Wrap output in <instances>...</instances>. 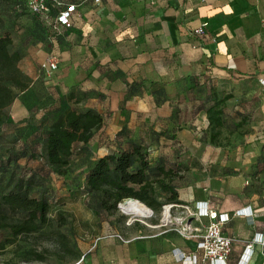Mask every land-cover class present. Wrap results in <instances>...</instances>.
Masks as SVG:
<instances>
[{
	"label": "crops",
	"instance_id": "0c3cea01",
	"mask_svg": "<svg viewBox=\"0 0 264 264\" xmlns=\"http://www.w3.org/2000/svg\"><path fill=\"white\" fill-rule=\"evenodd\" d=\"M69 3L77 6L72 27L62 31L54 45L50 41V46L38 43L32 56L39 64L53 52L59 59L58 70L49 79L34 65L22 70L32 79L23 92L27 100L20 101L27 112L45 98L71 93L89 97L91 93L95 97L90 100L91 107L101 115L110 113L104 123L108 133L127 137L129 131L147 122L150 112L166 127L174 126L173 113L188 112L186 127L195 126L196 90L220 86L224 95H232L226 105H238L243 96L256 97V116L264 121V87L259 83L264 78V0ZM204 23L205 35H195ZM185 137V132L179 136L183 147L195 140L194 136ZM202 191L185 196L194 201L191 210L205 202L219 215H228L223 232L235 239L228 264H238L246 244L261 226L258 222L254 229L235 214L254 205L232 200L219 204L206 187ZM204 222L209 220L204 218ZM197 244V239L188 241L170 230L124 241L98 238L91 264H181L175 250L192 255L198 253ZM261 263L264 258L258 252L250 264Z\"/></svg>",
	"mask_w": 264,
	"mask_h": 264
},
{
	"label": "rangeland",
	"instance_id": "374dc122",
	"mask_svg": "<svg viewBox=\"0 0 264 264\" xmlns=\"http://www.w3.org/2000/svg\"><path fill=\"white\" fill-rule=\"evenodd\" d=\"M21 1L0 0V17L4 21V30L12 36V51H19L23 56L20 69L28 70L34 65L40 71L43 60L38 64L37 58L33 60L32 56L38 50V43L44 46H50V43L39 30L35 17L26 10L15 11L17 2L20 4ZM53 20V16L42 19L48 34ZM220 88L206 90L198 87L196 90L199 103L195 126L186 127L189 114L182 111L173 113L176 120L172 127L157 121L150 112L147 122L140 123L133 130L135 133L129 131L127 137L110 135L104 124L88 144L75 145L68 164L61 167L49 166L41 156L45 133L58 111L67 107L78 111L91 109L90 100L95 98L94 95L72 97L67 94L56 99L45 98L33 104L32 111L27 112L20 104L27 97L17 91L16 101L0 117V196L19 179L31 177L34 185L30 195L37 198L45 195L49 199V222L38 232L23 235L16 243L7 246L0 254V264H91L98 238L117 237L124 241L159 235L164 230L178 234V223L163 222L164 207L173 206L169 212L173 219L187 216L194 201L185 196L203 194L204 187L212 194L214 202L220 204L223 200H232L252 204L258 219L264 220V121L256 116V97L243 96L238 105H226L222 102L225 92ZM216 109L222 110L219 116L221 127L214 123L218 117L214 114ZM208 110L212 112L208 114ZM192 114L193 111L191 119ZM102 115L105 123L110 113ZM183 132L188 136L186 140L194 136L195 142L191 141L185 147L179 145V136ZM131 135L137 143L146 146L152 180L161 176V170L173 172L166 183L171 182L178 199L170 201V195L156 184L155 207L152 209L142 203L152 211L150 218L131 217L119 208L113 213L102 211L99 208L101 194L88 191L86 186V177L97 160L128 149V141L133 139ZM183 149L184 153L180 154ZM188 150L191 155L186 154ZM182 156L185 158L180 161ZM9 215L15 222L19 218ZM9 237V230L0 228V241Z\"/></svg>",
	"mask_w": 264,
	"mask_h": 264
},
{
	"label": "trees",
	"instance_id": "16d2710c",
	"mask_svg": "<svg viewBox=\"0 0 264 264\" xmlns=\"http://www.w3.org/2000/svg\"><path fill=\"white\" fill-rule=\"evenodd\" d=\"M24 2H17L16 12L26 10ZM26 13L37 19L39 30L48 39L49 30L44 26L41 15ZM51 16L54 17V14ZM12 45V36L4 30V21L0 17V117L16 100V92H25L32 83V79L19 67L22 54L12 51ZM70 95L79 96L74 93ZM231 98V94L226 95L222 102L226 104ZM211 112L212 110H208V114ZM221 113V109L214 111L218 116L214 122L216 127L222 126L219 118ZM56 115L41 143V156L49 166L61 167L68 164L75 145L88 144L94 134L102 129L104 117L94 109L78 111L70 107L62 112L58 111ZM128 142V149L99 158L86 177L88 191L101 194L99 208L113 213L120 204L132 199L153 209L157 204L156 184L170 195V201H176L177 192L171 182L166 183V179L171 178L173 172L161 170V166V176L152 180V167L147 159L146 146L135 140ZM33 185L31 177L19 179L8 192L0 196V228L10 232L9 238L0 241V254L7 246L16 243L19 237L38 232L49 222V199L45 195L32 197L30 192ZM9 213L19 217L16 222L10 218ZM38 258L43 259L41 255Z\"/></svg>",
	"mask_w": 264,
	"mask_h": 264
},
{
	"label": "built area",
	"instance_id": "2783aa9c",
	"mask_svg": "<svg viewBox=\"0 0 264 264\" xmlns=\"http://www.w3.org/2000/svg\"><path fill=\"white\" fill-rule=\"evenodd\" d=\"M101 0H95V3H100ZM24 8L26 11L41 15L42 19L52 17L54 20L50 25V34L48 40L52 45L56 43L57 36L62 31L68 30L72 27V20L77 12V6L74 3H65L63 0H25ZM207 24L204 23L200 28L194 31L195 35H205V28ZM59 59L53 52L49 53L40 65V72L46 78H51L58 70ZM260 85L264 87V78L259 79ZM205 202L197 204L195 210H188L187 216L182 215L169 222L178 223V233L186 240L197 239L198 253L192 255H185L184 253L175 250V257L181 264H228L235 239L227 236L223 232V228L230 220L228 215H219L216 211L209 209ZM173 206H165L169 210ZM247 221L250 227H255L258 222L261 230L254 231V236L245 246L244 252L239 258L238 264H250L256 253H261L264 258V220L260 221L256 210L251 206L245 207L235 214ZM204 218L209 222L206 224ZM168 223V224H169ZM255 229V228H254Z\"/></svg>",
	"mask_w": 264,
	"mask_h": 264
},
{
	"label": "bare ground",
	"instance_id": "6f19581e",
	"mask_svg": "<svg viewBox=\"0 0 264 264\" xmlns=\"http://www.w3.org/2000/svg\"><path fill=\"white\" fill-rule=\"evenodd\" d=\"M120 210L124 214L135 218H150L152 216V211L147 206L132 199L122 203ZM171 221H174V219L170 216L169 210L166 209L164 212L163 222L169 223Z\"/></svg>",
	"mask_w": 264,
	"mask_h": 264
},
{
	"label": "water",
	"instance_id": "95a60500",
	"mask_svg": "<svg viewBox=\"0 0 264 264\" xmlns=\"http://www.w3.org/2000/svg\"><path fill=\"white\" fill-rule=\"evenodd\" d=\"M136 201H138V200H136ZM118 208H119V209L121 208V204L118 206Z\"/></svg>",
	"mask_w": 264,
	"mask_h": 264
}]
</instances>
